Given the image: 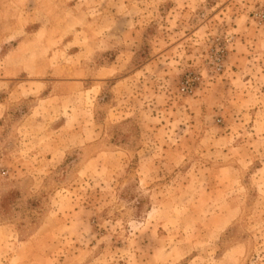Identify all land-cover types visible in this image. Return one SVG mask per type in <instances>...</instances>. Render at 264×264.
<instances>
[{
  "label": "rangeland",
  "instance_id": "374dc122",
  "mask_svg": "<svg viewBox=\"0 0 264 264\" xmlns=\"http://www.w3.org/2000/svg\"><path fill=\"white\" fill-rule=\"evenodd\" d=\"M0 264H264V0H0Z\"/></svg>",
  "mask_w": 264,
  "mask_h": 264
},
{
  "label": "crops",
  "instance_id": "0c3cea01",
  "mask_svg": "<svg viewBox=\"0 0 264 264\" xmlns=\"http://www.w3.org/2000/svg\"><path fill=\"white\" fill-rule=\"evenodd\" d=\"M23 52V50L19 47V46H16L13 51H11L10 53V56L11 58L13 56H21L19 52ZM43 60V62H45L44 64H38V66H36V68L34 70H31V69H28L26 68V64L25 63H22V66H14L16 65L15 63L12 64L11 68L9 69L10 70V76L13 77V78H18L20 75L24 74L26 75L24 78H22V80L20 81H23L22 84H27V80L28 78L26 77H30L31 75L35 74L34 76H39V75H44V79L42 80L43 83H48L50 84V86L52 85V87L54 88V93L57 94V95H60V93L57 91V86H63V85H67V84H71V83H74L76 81H72L70 82L71 80L69 78H66V77H62L60 76L59 74H57V70L54 69V68H51V72L48 74L50 76H52L53 78L52 79H46V71L48 70V67H47V63L49 62V59L48 58H44V59H41ZM37 63H41L40 61H37ZM116 62L114 61L112 63V65L108 66L107 68H100L97 72V74L95 75L96 78H108L110 76L113 75V72L114 70L117 69V66L118 65H115ZM102 72H106V74H103ZM44 73V74H43ZM21 78V77H19ZM19 87L20 89H16L14 88V90H12L11 92V95L12 94H15L17 97H21V98H24L26 97L24 91H25V88L24 87H21V86H17ZM16 89V90H15ZM63 93V92H62ZM61 128H56V132H58ZM49 161H54V159H50Z\"/></svg>",
  "mask_w": 264,
  "mask_h": 264
},
{
  "label": "built area",
  "instance_id": "2783aa9c",
  "mask_svg": "<svg viewBox=\"0 0 264 264\" xmlns=\"http://www.w3.org/2000/svg\"><path fill=\"white\" fill-rule=\"evenodd\" d=\"M220 57H221V56H219V57L217 58L218 61L221 60ZM217 68H218V70H221V69H222V61H220V63L217 64ZM181 90H182L183 92H188V91L192 90V84H191V81H190L189 76H187L186 79L184 80V82H183V84H182V88H181Z\"/></svg>",
  "mask_w": 264,
  "mask_h": 264
}]
</instances>
